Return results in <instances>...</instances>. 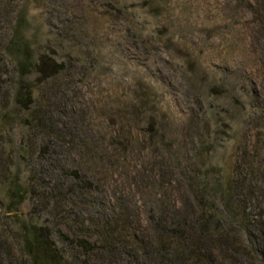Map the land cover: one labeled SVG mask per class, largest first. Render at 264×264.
Here are the masks:
<instances>
[{"label": "rangeland", "instance_id": "374dc122", "mask_svg": "<svg viewBox=\"0 0 264 264\" xmlns=\"http://www.w3.org/2000/svg\"><path fill=\"white\" fill-rule=\"evenodd\" d=\"M247 11L245 0H0V264L26 263L23 221L46 227L70 262L81 261L63 236L97 244L119 197L144 223L156 199L182 203L194 182L212 191L242 179L264 148V125L246 122L264 96V55ZM19 19L33 50L65 68L36 91L35 111H52L42 129L31 110L23 122L15 110L2 118ZM84 175L98 183L82 188ZM260 197L246 206L264 215ZM121 253L110 263L131 264Z\"/></svg>", "mask_w": 264, "mask_h": 264}, {"label": "trees", "instance_id": "16d2710c", "mask_svg": "<svg viewBox=\"0 0 264 264\" xmlns=\"http://www.w3.org/2000/svg\"><path fill=\"white\" fill-rule=\"evenodd\" d=\"M245 3L253 22L250 30L252 42L259 44L261 54L264 55V0H245ZM22 24L23 20L19 19L9 42L8 50L15 53L16 79L10 89L9 101L8 92H5L6 110L2 118L3 121L9 120L14 115L12 110H15L23 116H20L23 122L28 120L23 113L31 110L36 127L42 129L49 125L52 111L37 110V114V104L34 105L36 91L40 85L48 84L53 78L58 79L65 72V68L54 57L37 54L33 50L20 33ZM260 64L264 75V57ZM33 74L34 77L30 79L29 76ZM50 89L48 86V90ZM253 106L246 122L256 128L264 125V96ZM52 110L58 114L57 109ZM78 123L76 120L75 124ZM91 140L96 142L97 138ZM122 144L125 146L127 143ZM80 146L83 150L88 147L82 141ZM256 150L258 152L257 148ZM22 152H26L25 146H22ZM260 155L262 157L255 165L240 171L238 176L241 175L242 179L239 181L228 179L225 183L219 182L212 191L207 183L197 186L194 182L184 187L186 200L182 203L169 195L164 199H156V203L147 210L144 223L131 210L132 205L130 207L128 203L119 201V197L117 209L100 223L97 244L83 238L63 236L61 244H67L75 252L81 250L85 256L81 261L70 258V262L46 227L23 221L20 224V252L24 263L111 264L113 258L123 252L131 264H264V215L261 212H250L246 206L248 199H257L259 196L264 198V148L258 154ZM3 159L0 154V161ZM165 165L164 173H171L169 164L166 162ZM5 170H8L6 165ZM69 175L79 178V163ZM197 175H201V178L205 174L197 171ZM83 182L84 189L92 186L94 182L98 183L93 175H84ZM69 188L68 193L72 191ZM13 191L11 200L20 204L21 196L17 186L13 187ZM219 198L222 202L217 204Z\"/></svg>", "mask_w": 264, "mask_h": 264}]
</instances>
